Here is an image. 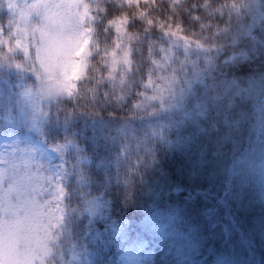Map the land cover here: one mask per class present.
<instances>
[{
    "label": "snow or ice",
    "instance_id": "snow-or-ice-1",
    "mask_svg": "<svg viewBox=\"0 0 264 264\" xmlns=\"http://www.w3.org/2000/svg\"><path fill=\"white\" fill-rule=\"evenodd\" d=\"M139 2L0 0V264H101L112 247L118 264H145L158 242L180 264L217 229L249 242L256 153L264 186V0H174L163 21ZM241 61L258 64L247 82L231 73Z\"/></svg>",
    "mask_w": 264,
    "mask_h": 264
},
{
    "label": "trees",
    "instance_id": "trees-1",
    "mask_svg": "<svg viewBox=\"0 0 264 264\" xmlns=\"http://www.w3.org/2000/svg\"><path fill=\"white\" fill-rule=\"evenodd\" d=\"M176 2L186 6L190 0H176ZM173 5L174 0H154V2L149 0L148 5L145 6V0H140L136 12L145 11L149 14V18L155 17L157 20L163 21L166 17L172 16L173 12L179 11ZM131 11L129 9V12ZM0 15L4 16L0 23L7 27V10L0 12ZM174 20L180 21L183 27H188L186 15H177ZM173 30L175 31V28ZM155 32L159 34V27L155 28ZM113 39H115V36H113ZM101 46L103 47V44ZM131 58L135 63V55ZM97 67H101V74L106 76L107 73L102 66L97 65ZM257 71V63L247 64L241 61L239 66L231 70V73L240 80L247 82ZM123 115V112H121L120 116L123 117ZM251 163L256 171L249 178L245 187V204L247 207L241 216L249 242L241 243L239 233H234L231 238L232 245H226L223 237L219 235L221 230L217 229V235L214 237H201L194 240L193 245L186 249V253L179 257L180 264H224L225 261L229 260L232 261V264H236V261L239 264H264V186L261 185L258 174L261 163L258 153L251 157ZM43 175L47 176L48 173L43 172ZM43 189L48 190L45 180ZM124 217L135 224L140 219V213L134 208H129L125 210ZM120 255L119 249L112 247L111 249H105L104 253L95 257V259L99 260L101 264H118ZM145 259L148 264H177L175 251L167 243L161 242L146 250Z\"/></svg>",
    "mask_w": 264,
    "mask_h": 264
},
{
    "label": "rangeland",
    "instance_id": "rangeland-1",
    "mask_svg": "<svg viewBox=\"0 0 264 264\" xmlns=\"http://www.w3.org/2000/svg\"><path fill=\"white\" fill-rule=\"evenodd\" d=\"M14 3H18L20 5H23L25 3H34L35 0H13ZM19 22V21H18ZM35 21L34 19L30 21V24H33L34 25ZM20 27H24L25 25L23 23H20L19 25ZM0 143H4L5 145H7V141H2ZM36 175L38 177H44L43 175V172L42 171H37ZM43 185H44V180L43 179H40L39 182H38V187L40 188H43ZM145 264H148L147 260L145 259Z\"/></svg>",
    "mask_w": 264,
    "mask_h": 264
}]
</instances>
